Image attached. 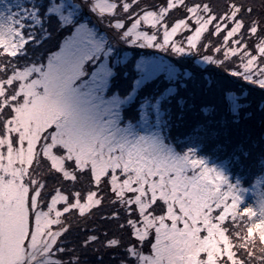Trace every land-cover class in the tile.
<instances>
[{
    "label": "snow or ice",
    "instance_id": "obj_1",
    "mask_svg": "<svg viewBox=\"0 0 264 264\" xmlns=\"http://www.w3.org/2000/svg\"><path fill=\"white\" fill-rule=\"evenodd\" d=\"M0 264H264V0H0Z\"/></svg>",
    "mask_w": 264,
    "mask_h": 264
},
{
    "label": "trees",
    "instance_id": "obj_2",
    "mask_svg": "<svg viewBox=\"0 0 264 264\" xmlns=\"http://www.w3.org/2000/svg\"><path fill=\"white\" fill-rule=\"evenodd\" d=\"M256 3L259 5L261 3V0H256Z\"/></svg>",
    "mask_w": 264,
    "mask_h": 264
}]
</instances>
